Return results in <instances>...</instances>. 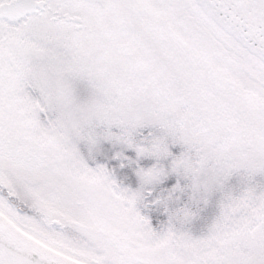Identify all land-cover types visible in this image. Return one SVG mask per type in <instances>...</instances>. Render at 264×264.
<instances>
[{
  "label": "snow or ice",
  "instance_id": "obj_1",
  "mask_svg": "<svg viewBox=\"0 0 264 264\" xmlns=\"http://www.w3.org/2000/svg\"><path fill=\"white\" fill-rule=\"evenodd\" d=\"M0 264H264V0H0Z\"/></svg>",
  "mask_w": 264,
  "mask_h": 264
}]
</instances>
